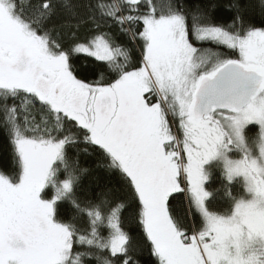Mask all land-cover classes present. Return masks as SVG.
Returning <instances> with one entry per match:
<instances>
[{
    "label": "snow or ice",
    "instance_id": "snow-or-ice-1",
    "mask_svg": "<svg viewBox=\"0 0 264 264\" xmlns=\"http://www.w3.org/2000/svg\"><path fill=\"white\" fill-rule=\"evenodd\" d=\"M227 7L0 0V264H264V19Z\"/></svg>",
    "mask_w": 264,
    "mask_h": 264
},
{
    "label": "trees",
    "instance_id": "trees-1",
    "mask_svg": "<svg viewBox=\"0 0 264 264\" xmlns=\"http://www.w3.org/2000/svg\"><path fill=\"white\" fill-rule=\"evenodd\" d=\"M192 2L215 4L216 9L214 15L218 20H228L231 18L232 13L228 11L227 6L232 2V0H192ZM243 3L247 7V18L259 25L261 19H264V12H262L260 0H243ZM77 63L82 75H87V78L89 80L95 78L92 74V69L95 67L94 61L90 59L87 61L81 59ZM81 163L86 167L94 169L91 175L84 178L83 183L85 185H95L96 183L103 184L110 179L103 170L95 169V160L93 158L81 157ZM12 169L13 162L11 155V146L9 145L7 138L3 135L2 132H0V170L12 171ZM220 182L221 178L219 172L214 170L208 182L209 187L219 188ZM237 190L238 186L233 185V191L235 192ZM172 203L177 211L181 213L187 206L184 197L179 194L176 196V199L172 201ZM214 203L216 207H223L226 205L227 201L224 197L223 191L218 194L217 199ZM64 210L67 214H71L73 212L72 207L67 203L64 204ZM131 227L134 234L142 231L141 229L136 228L135 225H132ZM137 259L139 260V264H158L156 258L151 255L150 247L147 246L142 247V249L138 251Z\"/></svg>",
    "mask_w": 264,
    "mask_h": 264
}]
</instances>
